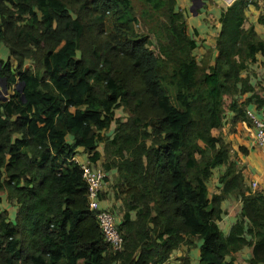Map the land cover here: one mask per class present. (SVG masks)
Masks as SVG:
<instances>
[{
	"label": "trees",
	"instance_id": "1",
	"mask_svg": "<svg viewBox=\"0 0 264 264\" xmlns=\"http://www.w3.org/2000/svg\"><path fill=\"white\" fill-rule=\"evenodd\" d=\"M140 1L136 16L131 0H0V45L15 65L0 60V80L21 89L0 100V203L4 195L17 207L13 222L0 212V264H168L196 242L198 264H236L243 249L247 264H264V194L246 186L212 134L225 98L252 93L232 99L237 116L264 106L240 76L264 57V41L243 28L250 1L221 11L213 64L211 51L195 58L198 33L176 0ZM77 148L105 174L115 171L118 202L101 206L104 187L98 202L121 215L120 252L87 208ZM219 167L221 187L209 195ZM232 197L241 208L224 235L221 203Z\"/></svg>",
	"mask_w": 264,
	"mask_h": 264
},
{
	"label": "crops",
	"instance_id": "2",
	"mask_svg": "<svg viewBox=\"0 0 264 264\" xmlns=\"http://www.w3.org/2000/svg\"><path fill=\"white\" fill-rule=\"evenodd\" d=\"M176 1L178 4V0ZM197 1L199 3L196 4L195 7H201L205 13L213 15L216 20L212 17V20L209 19L208 21L209 26H206L207 23L205 24L201 22L205 15L202 14L199 15L198 18L193 22V25H191L190 22L189 24L196 30H203V32H209V34L213 33V37L215 38L220 30L218 18L220 17L221 11L227 7L222 3L221 0H213L214 4H220L218 8L213 7V5L210 3L208 4V2L211 1ZM249 1L250 3L245 10L243 28H253L257 36L264 41V7L260 5V0ZM251 1L256 2V5L252 4ZM192 9L193 8H190L188 10L189 13H193ZM212 22L215 25L213 28L210 25ZM199 24H202V27L199 26ZM206 51H210V49ZM202 52L205 53V48L202 49ZM212 56H216L214 50L211 51V58H214ZM240 76L242 78L248 79L249 84L253 86L256 94H258L260 98L264 100V57L262 55H257L256 62L249 65L248 69L245 72H242ZM260 76L261 79L259 78ZM257 87H259L262 92H259ZM251 94V92L240 94L239 96H235L232 99L238 101L239 103L244 102L246 99L252 96ZM232 99L225 98L221 126L213 130L212 134L215 137L221 138L228 146L230 151V161L236 164V170L242 175L246 186L252 192L261 191L264 194V150L255 146L253 140V129L246 116H237L229 109V104L231 103ZM246 108L254 110V105L250 104L249 106L245 107V109ZM262 109H264V106ZM81 155L84 157V161H81L78 156L76 157L80 163L88 161L84 153H81ZM98 164L101 165V159ZM224 169V167H219L214 171L213 177L208 183L209 195L218 193V190L221 187L218 182V178L223 173ZM114 176L115 171L110 170L106 174V177L109 179L108 182L111 183ZM108 182L106 184H108ZM252 183L256 184V188L254 190L251 189ZM104 191H106V186H104ZM112 199V196H108L106 201H101V204L103 205L102 207L107 208L108 206H111V204H113ZM240 208L241 202L238 198H228L221 203V209L225 212V214L222 216L221 221L218 222V227L224 233V235L228 234L231 226L238 219ZM116 219L118 221L120 220V217L117 216ZM198 247L199 242H196V245L189 250H187L185 246H182L179 250L173 252L168 264H182V258H188L189 264H198ZM184 254L188 255L185 256ZM250 256V249H243L236 255L235 262L236 264H247L246 262Z\"/></svg>",
	"mask_w": 264,
	"mask_h": 264
},
{
	"label": "rangeland",
	"instance_id": "3",
	"mask_svg": "<svg viewBox=\"0 0 264 264\" xmlns=\"http://www.w3.org/2000/svg\"><path fill=\"white\" fill-rule=\"evenodd\" d=\"M211 2H208V4L210 3L211 5H213V7H216L218 8L220 6V4L218 3H213V0H210ZM183 7H182V5ZM199 2L197 0H178V4H177V8L179 10H181L185 17L188 19V22H190L191 25H193V22L198 18L199 15H202V14H205L204 15V18L201 22L203 23H207L206 26H209L208 24V21L209 19L212 20V17L215 19V17L211 14H207L203 11V9L201 7H195L196 4H198ZM131 4H132V8H133V11H134V14L136 16H138L139 12L141 11L142 9V3L140 0H131ZM190 8H193L192 9V12L193 13H189V9ZM205 18H208V19H205ZM216 20V19H215ZM190 25L191 27V30L193 29V27ZM211 27L213 28L215 25L212 23H210ZM199 26L202 27V24H199ZM150 27V26H149ZM210 28V27H209ZM135 29L138 31V32H141V34H146L147 33V30H148V27L144 24H142V22H140L139 24H137V26L135 25ZM197 35H194L193 33H191L193 36V38L196 40L197 42V49L194 51V55H195V58L196 59H200V57L204 54L202 52V49L205 48V52L206 50L210 49V51L213 50L214 48V44L215 43V38L213 37V33H210L209 32H203V30H199L197 29ZM214 39V40H213ZM214 41V42H213ZM150 42H151V45H150V48L151 49H154L155 48V41L154 39L151 37L150 38ZM205 42V43H204ZM207 44V45H206ZM9 51L8 49L3 46L2 44L0 45V60L6 62V61H10V63L13 65V67L15 66L14 65V62L12 61L11 58H9ZM212 57H215V56H212ZM214 58H211L209 63L210 64H213V61ZM34 65L35 63H30L28 62V67L31 66V68L33 69L34 68ZM261 79V76L259 77ZM1 83L3 82H0V96H5L6 98L9 97V95L12 93V90L17 88L18 87V84H14L12 85L10 88L6 87V84H5V87L7 89V94L5 95L3 93V89H2V86H1ZM260 83V82H258ZM20 88V87H18ZM259 90V92H262V90L257 87ZM117 117H122V118H125L123 112L119 109L115 110V118ZM115 128V123L112 122L110 127L108 128L107 131H105V135L106 136H111L112 133H113V130ZM65 141L67 144H71L72 143V136L69 135V134H66L65 135ZM98 151L100 153H102V143H100V145L98 146ZM82 153V150L80 148H77L76 149V154L78 155V158L81 160V161H84V157L81 155ZM103 162V158L101 159V164ZM116 176V175H115ZM113 177V181H111V183L109 182V184H106V191L105 193H107V197L108 196H112L113 199L115 200V202H118L116 199H115V180H116V177ZM105 196V195H104ZM113 199H112V202H113ZM102 203V202H101ZM101 206H103L101 204ZM5 211L6 212V218H7V221L9 222H13L14 219H15V215H16V212H17V207L15 205V203H9L7 202L5 199H4V195H3V201L0 203V212H3ZM121 216V215H119ZM185 256H187L188 254H184Z\"/></svg>",
	"mask_w": 264,
	"mask_h": 264
},
{
	"label": "built area",
	"instance_id": "4",
	"mask_svg": "<svg viewBox=\"0 0 264 264\" xmlns=\"http://www.w3.org/2000/svg\"><path fill=\"white\" fill-rule=\"evenodd\" d=\"M228 7L237 0H221ZM260 5L264 7V0H260ZM245 115L250 121L253 129V140L256 147L264 150V109L258 113L246 108ZM75 160V159H74ZM79 164L82 179L86 184V205L90 212H93L98 228L106 243L115 252H120L123 248V239L117 228V219L114 214L106 209L99 208L98 199L104 187L105 171L101 166L91 165L86 162ZM256 184L252 183L251 189L254 190Z\"/></svg>",
	"mask_w": 264,
	"mask_h": 264
},
{
	"label": "water",
	"instance_id": "5",
	"mask_svg": "<svg viewBox=\"0 0 264 264\" xmlns=\"http://www.w3.org/2000/svg\"><path fill=\"white\" fill-rule=\"evenodd\" d=\"M0 82H3V83H1V86H2V89H3V93L6 95L7 94V89H6V87H5V82H4V79H2V80H0ZM18 87H19V84H18ZM16 88V90L18 91V92H21V89L20 88ZM22 98H23V96H22ZM7 98L5 97V96H0V100L1 101H5Z\"/></svg>",
	"mask_w": 264,
	"mask_h": 264
},
{
	"label": "clouds",
	"instance_id": "6",
	"mask_svg": "<svg viewBox=\"0 0 264 264\" xmlns=\"http://www.w3.org/2000/svg\"><path fill=\"white\" fill-rule=\"evenodd\" d=\"M238 1V0H237ZM213 50H214V48H213ZM246 110V109H245Z\"/></svg>",
	"mask_w": 264,
	"mask_h": 264
}]
</instances>
